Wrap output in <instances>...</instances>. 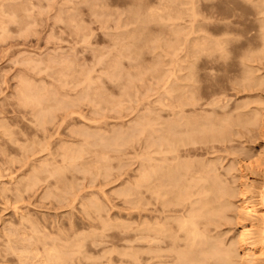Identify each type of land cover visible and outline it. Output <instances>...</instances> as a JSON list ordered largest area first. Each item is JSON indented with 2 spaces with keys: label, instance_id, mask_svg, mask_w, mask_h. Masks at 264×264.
Instances as JSON below:
<instances>
[{
  "label": "rangeland",
  "instance_id": "374dc122",
  "mask_svg": "<svg viewBox=\"0 0 264 264\" xmlns=\"http://www.w3.org/2000/svg\"><path fill=\"white\" fill-rule=\"evenodd\" d=\"M186 1L187 0H0V186H2L0 187V264H106L107 262V264H143L145 260L143 258L146 256V252H144L146 250L144 249L146 248L143 246L144 241L135 236L140 220H142V218H139L137 215L144 203L141 202L144 201L142 199L144 187H142L143 176L140 175H142L141 171H143L144 164H146V161L143 160L145 159V149L143 147L145 141L143 128L145 126L142 125L143 123H139V119H141V116L145 121L150 119L152 137H155L159 133H157L158 130L155 129H159V123L161 126V118L165 117L164 115L168 114V112L174 108L172 104H174L176 95L179 94L177 87H179V83H183V81L180 80L181 77L184 81H187L185 79L188 77L187 74L190 67V56H188L190 16L186 6L190 4ZM260 1L261 0H215V8H213L219 11L222 9L221 12H225L226 15L232 12L230 17H227L229 20L225 18L224 21H231V18L236 21L233 25L239 30L253 32L257 30L256 28L260 29V27H257L260 26L257 21L264 23L262 22L264 21V14H262L264 13V4ZM102 3L104 4L102 5ZM187 3L188 5H186ZM221 3H224V5ZM250 3L252 4L250 5ZM255 3H261L259 8L255 6ZM178 11L179 14L181 12L180 15ZM151 13H153V15ZM235 13L236 15H234ZM149 14H151L150 17ZM176 14L177 17H174ZM217 15L219 14H215V16ZM163 16L165 17L164 19H162ZM216 18H218V16ZM258 18L260 19L258 20ZM146 19H148V23ZM217 21L218 20H215L216 23ZM173 26L176 27V29ZM131 32L134 35L131 34ZM178 32H182L181 35L177 34ZM183 48L187 53L184 52ZM135 54L137 55L135 56ZM114 58L115 60H113ZM259 62L264 64V60L262 59H260ZM184 67H186V72L183 69ZM258 72L257 74H264V68L258 70ZM178 74L180 79L177 78ZM86 75L90 76V78H88V76L85 78ZM112 75L116 76V78H113ZM181 75H183L184 78ZM220 81L218 79L217 83L223 86L222 84H224V81L221 82L222 84H220ZM88 84L90 87H87ZM21 88L23 89L21 90ZM121 90L124 91L122 92ZM40 93L42 95H40ZM90 93L91 95H89ZM228 93L231 94L228 98H232L230 102H234L233 100H235V102L239 100L240 102H244L243 99L247 100V97H238L237 99L231 91ZM87 95H89V98H87ZM252 95H254L252 97L256 100H262L260 93L253 92ZM90 99H92V101ZM31 100H33V102ZM171 100L173 103H171ZM169 101L170 103H168ZM94 104H96V108ZM39 106L45 111L46 118L43 116L45 120L42 119L45 122L41 121V118H39L40 116L37 114L39 113L41 115L40 111L42 112ZM51 106L54 108H51ZM99 106L102 109H100ZM146 106H148V108ZM250 106L252 105L250 104ZM69 110H72L71 112L75 111L77 114H75V112L70 113ZM68 112L70 114H68ZM141 112H144V115H142ZM64 113L67 118L64 116ZM145 113L148 115V118H146L147 115H145ZM34 116H37V118ZM143 116L146 117L144 118ZM64 117L66 120L62 119ZM166 117L169 116L166 115ZM142 119L141 121L143 122ZM157 119L161 121L159 122ZM35 121H40V124H37ZM98 121L100 122L98 123ZM134 121L137 122L138 126H136V124L135 126L133 125ZM1 124H4V127ZM132 126L134 129L132 128L130 130ZM83 129H85L86 133ZM127 134L130 135L128 136ZM121 136L123 138H121ZM249 137L250 136H246V138L242 137L243 140L238 137L239 139L234 141L235 144L237 143L234 147L235 151L232 154L233 158L235 157V159H233L234 161L232 160L231 154L223 158L224 160L222 163L225 164H223L224 167L233 166L232 168H234L232 170L233 174H235L233 179L234 182H237V179L239 180L238 182H246L243 184V187L247 191L246 197L244 196L245 200L247 199V202H245L247 210L244 209L243 212L239 209L237 205H239L238 202L240 200L236 194L234 196L235 199H232V201L234 202L236 200L235 202L237 204L234 202L235 205L232 202L231 209L233 211L230 210V214L228 213L226 216L225 220L227 223L226 226L223 227L226 230V238L229 237L227 243L230 242L229 244L233 247L236 254V260L238 259V261L241 262L244 258L246 262H250L252 258L256 260H252L250 264H264V254H260L264 253V251H262L264 246L261 245L264 244V239L260 238V236H262V228H264V224L261 222L262 219H264V217H262L264 216V205H262L264 204L262 203L264 200L261 199V190L264 189V155H262L264 154V135H257L256 138ZM86 138L89 139L86 140ZM252 138H254V140H251ZM128 139L132 140L127 141ZM83 141L84 143L85 141L87 143L89 141V145L87 144L84 147L83 145L85 144L81 143ZM242 141L243 143H241ZM95 142L98 147L95 146ZM80 143L83 144L82 147L84 148L80 147V150H76L77 153L75 151L72 153L71 149V152L69 151V148L76 149L77 145L79 148V145H81ZM100 143L101 145L99 146L98 144ZM61 148L64 149L62 150ZM106 149L108 152L105 151ZM61 152L64 153L61 154ZM105 152L109 154H105ZM244 152H246L245 154L248 152L247 155L251 156V158L256 156L254 159H257L258 157L259 160H257L260 162L258 166L262 167V169L258 166L256 167L257 169H252L249 177L245 176L240 167L237 166L239 163L242 162L243 164L244 161H246L242 160L243 155L246 156ZM222 153L216 152L215 154L218 155ZM252 153H256V155L254 154V156H252ZM104 155H107V158ZM235 155H237V157ZM75 159L77 162L76 164H74ZM50 160L53 162L52 165ZM68 160H73V165L78 168L74 167ZM234 165L236 166L234 167ZM239 166L241 165L239 164ZM34 168H38L39 170L34 173V170H36ZM238 169L239 171H235ZM259 169L260 171L255 172V170ZM105 170H107V172ZM46 172H49V175L51 174L50 177ZM29 174H31V176ZM33 175H36V178ZM237 175H240L239 178H237ZM125 181L128 183L125 184ZM23 182L24 184L22 185L21 183ZM70 182L71 186L69 184ZM234 182L231 183L232 185L229 183V185H234V189L236 190L237 186H235L236 182ZM132 184H134L133 186H139L135 187L137 190H135ZM127 187L132 188L130 190L131 193L129 192L126 195L125 192V194H123V191L120 190L123 188L125 191L124 188ZM47 192L50 193V195ZM262 193H264V191H262ZM46 194L48 196L45 197ZM59 195L61 196L59 197ZM96 198L99 202L95 200ZM252 198H254V200H252ZM92 199L95 200L94 203ZM256 199L259 203H257ZM254 203L256 205H254ZM93 204L96 205L94 206ZM249 205L256 211L252 210ZM82 207H84V209L86 207L87 209L84 210ZM248 209L250 212L254 211V213H251L254 217L248 214L250 213ZM135 210L137 212H135ZM241 211L244 214H242ZM237 213L239 215L241 214L240 218H238L239 215H237ZM20 217L23 220H20ZM121 223H123V225ZM106 224L109 225L107 226ZM250 224L252 226L249 229ZM128 225L129 227L126 228ZM30 226L31 228L29 229L28 227ZM242 229L244 233L247 231L245 234L248 235H246V237L244 236L246 238H244V240L246 241H250L252 237L256 238L257 236L258 241L256 240L255 246L251 245L249 241H245L246 243H244L243 239L239 242L240 246L238 245L236 237L238 234L237 231ZM127 230H130L132 233H130V231L125 233ZM122 232L127 236L128 234H130L129 236L133 234V239L131 237V240H123L122 237L126 235ZM236 232L237 234H235ZM93 234L95 235L93 236ZM122 234H124V236ZM249 234L251 236H249ZM33 235L36 236V239L32 237ZM24 236L27 237L25 238ZM40 238L43 239L41 240ZM134 238L136 240H134ZM71 240L74 242L71 243ZM130 242L132 243L131 245H129ZM126 243L130 248L123 245ZM137 243L139 244L137 245ZM72 244L74 245L71 246ZM250 245L255 248L250 247ZM48 248H53V250H48ZM60 248L62 249L61 251ZM54 249L57 250V252H55ZM104 249L106 251H104ZM137 249L139 252H137ZM252 249L255 251H252ZM37 250L39 252H37ZM241 250H246L247 252ZM47 252L48 254L50 252H55L56 254L58 253V255H61L63 252L62 255L64 257L62 255L61 257L64 260L61 263L48 259L46 260ZM132 252L136 255L133 254V256ZM29 253L32 254V256L29 255ZM140 254H142L141 258ZM256 254L258 255L256 256ZM35 255H37V257ZM237 255H239V257ZM252 255H255L256 258L252 257ZM68 256H70V258ZM78 256L81 257L82 260ZM102 256L104 258H102ZM247 256H250L248 260ZM126 257L128 260L125 259ZM137 257H139V259ZM133 259H135L137 263ZM152 260L154 261V259ZM125 261H127V263ZM238 261L237 263L239 264ZM144 264H146L145 261Z\"/></svg>",
  "mask_w": 264,
  "mask_h": 264
},
{
  "label": "bare ground",
  "instance_id": "6f19581e",
  "mask_svg": "<svg viewBox=\"0 0 264 264\" xmlns=\"http://www.w3.org/2000/svg\"><path fill=\"white\" fill-rule=\"evenodd\" d=\"M188 3L186 5L187 9L189 11V22L190 27L188 25V30L190 36H189V48L188 53L190 56V67L188 72V77L185 79L187 81H184V79L179 78V74L177 78H179L183 83H179V87H177L179 90V94L176 95V98L174 100L173 109H171L168 114H166L169 117L161 118V126L160 121L158 122V128L155 129L157 131V135L155 137H152V131H151V124L149 120L145 121V119L137 120L139 123H143L144 125V134L145 135V141H144V149H145V160L146 164H144L142 175L143 181H142V187H144V192H142V199L144 201L143 207L138 211L139 218H142L140 220V224L137 228V231L135 233V236L138 237L140 240L144 241V247L146 249V256H144L143 259H145L146 264H238L236 260V254L234 252L233 247L227 243L228 238H226V230L223 226H226V216L228 213L230 214L231 206H232V199H235L234 196L237 194L239 197V209L242 211L245 209L247 210V205H245L247 202L244 198L247 191L243 187L244 182H238L239 176L236 178L237 182L236 185L237 189H234V185L231 186L234 182L235 174H233L231 166H225L223 162V158L225 156H229L234 153V147L236 144L234 141L240 139L242 137L246 138V136L254 137L256 138L257 135H264V74H257L258 70L264 68V64L262 62H259L260 59L264 60V23H260L257 21L260 26L259 28H256L257 30L251 32L248 30H239L237 27H235L233 24L236 22L235 20L231 21H224L225 18L230 17V14L228 13L226 15L223 14L219 10H214L215 8V0H187ZM186 1V2H187ZM231 1V0H230ZM242 1V0H240ZM99 2V1H98ZM185 2V3H186ZM223 2V1H222ZM229 2V1H228ZM227 2V3H228ZM262 4H264V0L260 1ZM184 3V2H183ZM246 3V2H245ZM260 3V4H261ZM104 3H102L103 5ZM106 4V3H105ZM224 5V3H221ZM252 3H250L251 5ZM260 4H256L259 8ZM94 5V4H93ZM96 5V4H95ZM101 5V4H100ZM101 5V6H102ZM220 5V4H219ZM227 5V4H226ZM246 5V4H245ZM92 6V5H91ZM100 6V7H101ZM217 6V5H216ZM254 6V5H252ZM93 7V6H92ZM91 7V8H92ZM214 7V8H213ZM220 7V6H219ZM218 7V8H219ZM229 7V6H228ZM256 7V10H257ZM262 7V6H261ZM250 8V6H249ZM93 9V8H92ZM97 9V8H96ZM101 9V8H100ZM108 9V8H107ZM132 9V8H131ZM227 9V8H226ZM7 10V9H6ZM135 10V9H134ZM184 10V9H182ZM181 10V11H182ZM254 10V9H252ZM100 11V10H99ZM132 11V10H131ZM180 11V9H179ZM178 11V14H179ZM92 12V11H91ZM257 12V11H256ZM131 13V12H130ZM185 13V12H184ZM183 13V14H184ZM259 13V11H258ZM257 13V14H258ZM262 13V12H261ZM260 13V14H261ZM132 14V13H131ZM130 14V15H131ZM153 15V13H151ZM149 14V17L151 16ZM181 14V12H180ZM179 14V15H180ZM186 14V13H185ZM218 18H216L217 16ZM254 14V13H252ZM264 14V13H262ZM14 15V14H13ZM236 15V13L234 14ZM233 15V16H234ZM239 15V14H238ZM139 16V15H138ZM177 17V14L174 15V17ZM202 16V17H201ZM232 16V15H231ZM261 16V15H260ZM140 17V16H139ZM142 17V16H141ZM173 17V16H172ZM201 17V18H200ZM238 17V16H237ZM257 17V15H256ZM12 18V17H10ZM22 18V17H21ZM165 17L163 16L162 19ZM168 18V17H167ZM126 19V17H125ZM129 19V18H128ZM133 19V18H132ZM137 19V18H136ZM139 19V18H138ZM149 19V18H148ZM148 19L147 23H148ZM169 19V18H168ZM228 19V18H227ZM236 19V18H235ZM260 18H258L259 20ZM13 20V19H12ZM145 20V21H146ZM152 20V19H151ZM166 20V19H165ZM215 20H220L217 23ZM229 20V19H228ZM240 20V19H237ZM262 20V19H261ZM260 20V21H261ZM72 21V20H71ZM131 21V20H130ZM133 21V20H132ZM139 21V20H138ZM105 22V21H104ZM124 22V21H123ZM128 22V21H127ZM264 22V21H262ZM132 23V22H131ZM130 24V23H129ZM139 24V23H138ZM174 24V23H173ZM127 26V25H126ZM120 27V26H119ZM118 27V29H119ZM174 27V26H173ZM78 28V27H77ZM140 28V27H139ZM176 29V27H174ZM173 29V28H172ZM179 29V28H178ZM250 30V29H249ZM78 31V30H77ZM76 31V32H77ZM181 31V30H180ZM134 32V31H132ZM131 32V34H133ZM173 32V31H172ZM173 33H176L175 31ZM182 33V32H181ZM180 32L177 34L181 35ZM129 34V33H128ZM172 34V33H171ZM134 35V34H133ZM178 35V36H179ZM125 36V35H124ZM130 36V35H129ZM136 36V35H135ZM112 37V36H111ZM114 37V36H113ZM123 37V36H122ZM115 40V39H113ZM117 40V39H116ZM135 40V39H134ZM186 40V37H185ZM148 42V41H147ZM181 42V41H180ZM185 43V42H184ZM187 43V42H186ZM135 44V43H134ZM149 44V43H148ZM153 44V43H152ZM151 44V45H152ZM147 46V45H146ZM150 46V44H149ZM127 49V48H126ZM184 49V48H183ZM135 50V49H134ZM137 50V49H136ZM128 51V49H127ZM183 51V50H182ZM134 52V51H133ZM137 52V51H136ZM140 52V51H139ZM185 52V49H184ZM120 53V52H119ZM130 53V52H128ZM187 53V52H185ZM137 54H135L136 56ZM185 55V54H184ZM115 56V55H114ZM118 56V55H117ZM127 56V55H126ZM134 56V57H135ZM101 57V56H100ZM119 57V56H118ZM185 57V56H184ZM117 58V57H116ZM129 58V57H128ZM183 58V57H182ZM56 59V58H55ZM61 59V58H60ZM98 59V58H97ZM133 59V58H132ZM180 59V58H179ZM47 60V59H46ZM115 60V58L113 59ZM182 60V59H181ZM188 60V59H187ZM117 62V61H116ZM31 64V63H30ZM65 64V63H64ZM59 65V64H58ZM60 66V65H59ZM71 66V65H70ZM117 66V65H116ZM182 67V66H181ZM60 68V67H59ZM119 68V67H118ZM186 67L183 69L186 72ZM67 69V68H66ZM183 70V71H184ZM188 70V69H187ZM59 71V70H58ZM72 71V70H71ZM40 72V71H38ZM113 72V70H112ZM111 72V73H112ZM184 72V73H185ZM53 73V72H52ZM119 73V72H117ZM125 73V72H124ZM260 73V72H258ZM58 74V73H57ZM88 74V73H87ZM55 75V74H54ZM62 75V74H61ZM67 75V74H65ZM64 75V76H65ZM184 75V74H183ZM181 75V76H183ZM185 75V76H187ZM88 75L85 76L87 78ZM109 76V74H108ZM113 78H116V76L112 75ZM67 78V76H66ZM69 78V76H68ZM90 78V76H88ZM184 78V76H183ZM30 79V78H29ZM28 79V80H29ZM63 79V78H62ZM111 79V78H110ZM221 82L224 81L223 86L219 85L217 81ZM21 80V79H20ZM86 81V80H85ZM88 81V80H87ZM178 81V80H177ZM22 82V81H21ZM26 82V81H25ZM24 82V83H25ZM84 82V80H83ZM91 82V81H90ZM180 82V81H178ZM87 83V82H86ZM177 83V82H176ZM22 84V83H21ZM72 84V83H71ZM24 85V84H23ZM27 85V84H26ZM129 85V84H128ZM177 85V84H176ZM21 86V85H20ZM25 86V85H24ZM28 86V85H27ZM32 86V85H31ZM86 86V85H85ZM92 86V85H91ZM175 86V85H174ZM18 87V86H17ZM87 87H90L88 84ZM86 87V88H87ZM28 88V87H27ZM26 88V89H27ZM96 88V87H94ZM124 88V87H123ZM23 88H21L22 90ZM34 89V88H33ZM83 89V88H82ZM89 89V88H87ZM86 89V91H87ZM92 89V88H91ZM25 90V88H24ZM173 90V89H172ZM20 91V90H19ZM31 91V90H30ZM29 91V92H30ZM48 91V90H47ZM59 91V90H58ZM84 91V90H83ZM85 91V92H86ZM94 91V90H93ZM122 91V90H121ZM124 91V90H123ZM122 91V92H123ZM231 91L233 95L238 99V97H247V100L244 102H240L233 100L234 102H230L232 98H228L231 94L228 92ZM21 92V91H20ZM33 92V91H32ZM41 92V91H40ZM44 92V91H43ZM260 93L262 100H256L253 98L252 93ZM39 93V92H38ZM95 93V92H94ZM93 93V94H94ZM51 94V93H50ZM87 94V93H86ZM96 94V93H95ZM98 94V93H97ZM177 94V93H176ZM26 95V93H25ZM23 95V96H25ZM38 95V94H37ZM40 95H42L40 93ZM85 95V93H84ZM91 95V93L89 94ZM89 95L86 97L89 98ZM102 95V94H101ZM105 95V94H103ZM126 95V93H125ZM257 95V94H256ZM259 95V96H260ZM16 96V95H15ZM93 96V95H92ZM95 96V95H94ZM128 96V95H127ZM31 97V96H30ZM38 97V96H37ZM63 97V96H62ZM68 97V96H67ZM66 97V98H67ZM80 97V96H79ZM82 97V96H81ZM99 97V96H98ZM232 97V96H231ZM250 97V98H248ZM20 98V97H19ZM23 98V97H22ZM28 98V97H27ZM34 98V97H33ZM91 98V96H90ZM95 98V97H94ZM101 98V97H100ZM103 98V97H102ZM162 98V97H161ZM173 98V97H172ZM25 99V97H24ZM23 99V100H24ZM53 99V98H52ZM75 99V98H74ZM78 99V98H76ZM98 99V98H97ZM164 99V98H163ZM241 99V98H240ZM19 100V99H18ZM22 100V99H21ZM57 100V99H56ZM62 102L63 99L61 98ZM68 100V98H67ZM84 100V99H83ZM92 101V99H90ZM103 100V99H102ZM101 100V101H102ZM159 100V99H158ZM161 100V99H160ZM33 102V100H31ZM65 101V99H64ZM71 101V100H69ZM167 101V100H166ZM24 102V101H23ZM36 102V101H35ZM34 102V103H35ZM74 102V100H73ZM96 102V101H95ZM161 102V101H160ZM45 103V102H44ZM52 103V102H51ZM59 103V102H58ZM68 103V102H67ZM72 103V102H71ZM70 103V104H71ZM170 103V101L168 102ZM171 103L172 100H171ZM65 104V103H64ZM63 104V105H64ZM69 104V106H70ZM97 104V103H96ZM94 104V106L96 105ZM150 104V103H148ZM161 104V103H159ZM250 104L252 106H250ZM27 105V104H26ZM38 105V104H37ZM62 105V104H60ZM59 105V106H60ZM66 105V104H65ZM64 105V106H65ZM74 105V104H73ZM151 105V104H150ZM25 106V104H24ZM58 106V107H59ZM149 106V105H148ZM148 106H146L148 108ZM154 106V105H153ZM162 106V105H161ZM165 106V105H163ZM35 107V106H34ZM37 107V106H36ZM40 111L41 115L39 113L38 116L41 118V121L45 120V111ZM68 107V106H67ZM98 107V106H97ZM100 107V106H99ZM38 108V107H37ZM51 108H54L51 106ZM66 108V107H65ZM96 108V106H95ZM151 108V107H150ZM159 108V107H158ZM163 108V107H161ZM160 108V109H161ZM169 108V107H167ZM34 109V108H33ZM39 109V108H38ZM98 110L102 109L100 107L97 108ZM153 109V108H152ZM166 109V108H165ZM151 110V109H149ZM38 111V112H39ZM70 111V110H69ZM72 111V110H71ZM70 113H74L71 112ZM136 111V110H135ZM162 111V110H161ZM165 111V110H164ZM167 111V109H166ZM150 112V111H149ZM156 112V111H155ZM160 112V111H159ZM67 113V112H66ZM68 112V114H70ZM81 113V112H80ZM99 113V112H98ZM142 113V112H141ZM154 113V112H153ZM157 113V112H156ZM36 114V113H34ZM75 114H77L75 112ZM149 114V113H148ZM159 114V113H158ZM162 114V113H161ZM140 115V114H138ZM144 115V112L142 113ZM145 115H147L145 113ZM154 115V114H153ZM43 116L45 118H43ZM65 116V113H64ZM79 116V114H78ZM84 116V115H83ZM81 116V117H83ZM152 116V113H151ZM157 116V115H156ZM35 117V116H34ZM63 117V116H62ZM66 117V116H65ZM62 118V119H65ZM70 117V116H69ZM137 117V116H136ZM144 118L146 116H143ZM150 117V116H149ZM37 118V116L35 117ZM67 118V117H66ZM148 118V115L147 117ZM158 118V116H157ZM44 119V120H42ZM86 119V118H85ZM153 119V118H152ZM160 119V118H159ZM66 120V119H65ZM88 120V119H87ZM90 120V119H89ZM97 121V120H96ZM37 122V121H35ZM45 122V121H44ZM63 122V120H62ZM93 122V121H92ZM95 122V121H94ZM100 121H98L99 123ZM40 124V121L37 122V124ZM129 123V122H127ZM130 124V123H129ZM138 126L137 122L134 121V126ZM4 127V124H1ZM43 125V124H41ZM39 125V126H41ZM141 125V126H142ZM89 126V125H88ZM87 126V127H88ZM120 126V125H119ZM122 126V125H121ZM125 126V125H124ZM140 126V125H139ZM2 127V128H3ZM60 127V126H59ZM57 127V128H59ZM155 127V126H154ZM95 128V127H94ZM115 128V126H114ZM133 128L130 127V130ZM125 129V128H124ZM127 129V128H126ZM134 129V128H133ZM6 130V129H5ZM85 131V129H83ZM91 130V129H90ZM81 131V130H80ZM123 131V128H122ZM139 131V130H138ZM4 132V131H3ZM108 132V131H107ZM119 132V131H117ZM130 132V131H129ZM128 132V133H129ZM59 133V131H58ZM86 133V131H85ZM156 133V132H155ZM154 133V134H155ZM76 134V133H74ZM122 134V133H119ZM118 134V135H119ZM8 135V134H7ZM10 135V134H9ZM57 135V134H56ZM124 135V134H123ZM128 136L130 134H127ZM132 135V132H131ZM100 136V134H99ZM116 136V135H115ZM105 137V136H104ZM114 137V136H113ZM127 137V136H126ZM135 137V136H134ZM249 137V138H250ZM84 138V137H83ZM116 138V137H114ZM113 138V139H114ZM121 138H123L121 136ZM128 138V137H127ZM155 140H154V139ZM247 138V139H249ZM252 138L251 140H254ZM78 139V138H77ZM89 139V138H88ZM86 138V140H88ZM92 139V138H91ZM106 139V138H105ZM85 140V139H84ZM97 140V139H96ZM112 140V138H111ZM115 140V139H114ZM132 140L128 139L127 141ZM154 140V141H153ZM243 140V138H242ZM259 140V139H258ZM90 141V140H89ZM88 141V143H89ZM98 141V140H97ZM104 141V140H103ZM102 141V142H103ZM108 141V139H107ZM105 141V142H107ZM124 141V140H123ZM257 141V140H256ZM65 142V141H64ZM63 142V143H64ZM114 142V141H113ZM117 142V141H116ZM142 142V141H141ZM81 143H84L81 142ZM80 143V144H81ZM85 141V145L81 144L76 147V149H72L77 153L76 150H80V147L82 145L85 147L88 144ZM109 143V142H108ZM243 143V141L241 142ZM245 143V142H244ZM67 144V143H66ZM65 144V145H66ZM74 144V143H73ZM91 144V142H90ZM96 144V142H95ZM112 144V143H111ZM123 144V142H122ZM125 144V143H124ZM235 144V145H233ZM246 144V143H245ZM89 145V144H88ZM99 146L101 145L98 144ZM104 145V144H103ZM102 145V146H103ZM141 145V144H140ZM239 145V143H238ZM247 145V144H246ZM97 146V144L95 145ZM117 146V145H116ZM115 146V147H116ZM61 147V146H60ZM71 147V146H70ZM82 147V148H84ZM98 147V146H97ZM141 147V146H140ZM245 147V146H244ZM65 148V147H64ZM64 148H61L62 150ZM67 148V147H66ZM88 148V147H87ZM97 149L96 147H94ZM103 148V147H102ZM106 148V147H105ZM120 148V147H119ZM233 148V151H232ZM28 149V146H27ZM94 149V150H95ZM108 149V148H107ZM107 149L105 151H107ZM117 149V148H116ZM143 149V151H144ZM238 149V148H237ZM240 149V148H239ZM103 150V149H101ZM109 150V149H108ZM118 150V149H117ZM122 150V149H121ZM231 150V151H230ZM55 151V150H54ZM61 151V150H59ZM82 151V150H81ZM97 151V150H96ZM119 151V150H118ZM142 151V150H141ZM142 151V152H143ZM225 151V152H223ZM240 151V150H239ZM258 151V150H257ZM71 152V151H70ZM83 152V151H82ZM108 152V151H107ZM117 152V151H116ZM216 152H223L222 154L216 155ZM242 152V151H241ZM64 152H61V154ZM71 153V154H72ZM75 153V154H76ZM86 153V152H85ZM98 153V152H97ZM96 153V154H97ZM102 153V152H100ZM240 153V152H238ZM246 152H244L245 154ZM262 153V152H261ZM66 154V153H65ZM84 154V153H83ZM95 154V155H96ZM105 154H109L106 153ZM143 154V155H144ZM236 154V153H235ZM248 154V152H247ZM243 155L242 160L244 163H239L236 165L240 167L242 170V173L249 177L250 172L252 169H255L260 162H258L257 159L251 158V156ZM250 154V153H249ZM256 153H252L251 155L254 156ZM260 154V153H258ZM257 154V156H258ZM79 155V153H78ZM99 155V154H98ZM264 155V154H262ZM105 157L107 155H104ZM237 157V155H235ZM102 157V156H101ZM144 157V156H143ZM242 157V156H241ZM261 157V156H260ZM72 158V157H71ZM81 158V157H79ZM95 158V157H94ZM100 158V157H99ZM107 158V157H106ZM245 158V159H244ZM102 159V158H101ZM235 159L232 156V160ZM250 159V160H249ZM45 160V159H44ZM74 160V159H73ZM73 160L69 161L73 165ZM80 160V159H78ZM241 160V161H242ZM43 161V160H42ZM41 161V162H42ZM52 162V160H50ZM87 161V160H85ZM84 161V162H85ZM100 161V160H99ZM103 161V160H101ZM231 161V160H230ZM234 161V160H233ZM46 162V161H45ZM50 162V163H51ZM62 162V161H61ZM81 162V161H79ZM83 162V161H82ZM90 162V161H88ZM227 162V161H225ZM44 163V161H43ZM48 163V162H47ZM76 159L75 163L76 164ZM97 163V162H96ZM145 163V162H143ZM230 163V162H229ZM53 162L51 163V165ZM67 164V163H66ZM85 164V163H84ZM92 164V163H91ZM89 164V165H91ZM103 164V163H102ZM224 164V165H223ZM39 165V164H38ZM48 165V164H47ZM63 165V164H62ZM82 165V164H81ZM80 165V166H81ZM234 165V167L236 166ZM49 166V165H48ZM55 166V165H54ZM53 166V167H54ZM74 166V165H73ZM104 166V165H103ZM101 166V167H103ZM107 166V164H106ZM47 167V166H45ZM63 167V166H62ZM68 167V166H67ZM76 167V166H74ZM82 167V166H81ZM85 167V166H84ZM90 167V166H88ZM105 167V166H104ZM103 167V168H104ZM260 167V166H258ZM33 168V167H32ZM78 168V167H76ZM86 168V167H85ZM91 168V167H90ZM97 168V167H96ZM100 168V167H99ZM262 169V167H260ZM36 169V168H34ZM47 169V168H46ZM49 169V168H48ZM58 169V168H57ZM83 169V168H82ZM109 169V168H108ZM222 169V170H221ZM237 169V168H236ZM257 169V168H256ZM39 170L38 168L35 171ZM41 170V169H40ZM51 170V169H50ZM60 170V169H59ZM78 170V169H77ZM89 170V169H88ZM95 170V169H94ZM53 171V170H52ZM57 171V170H55ZM61 171V170H60ZM76 171V170H74ZM103 171V170H102ZM107 172V170H105ZM235 171H239L235 170ZM260 171L259 170H255ZM77 172V171H76ZM82 172V171H81ZM95 172V171H92ZM138 172V171H136ZM47 173V172H46ZM59 173V172H57ZM258 173V172H257ZM37 174V173H36ZM39 174V173H38ZM49 175V172L47 173ZM93 174V173H92ZM95 174V173H94ZM141 174V173H140ZM31 176V174H29ZM43 175V174H42ZM51 175V174H50ZM49 175V177H50ZM89 175V174H88ZM243 175V176H244ZM256 175V173H255ZM34 176V175H33ZM36 176V175H35ZM34 176V177H35ZM86 176V175H85ZM93 176V175H91ZM95 176V175H94ZM97 176V174H96ZM242 176V175H241ZM244 176V177H245ZM252 176V175H251ZM27 177V176H26ZM137 177V176H136ZM135 177V178H136ZM28 178V177H27ZM36 178V177H35ZM88 178V177H87ZM95 178V177H94ZM133 178V177H132ZM243 178V177H242ZM89 179V178H88ZM140 179V178H139ZM235 179V180H236ZM31 180V179H30ZM36 180V179H35ZM41 180V179H40ZM121 180V179H120ZM241 180V179H240ZM243 180V179H242ZM24 181V180H23ZM37 181V180H36ZM60 181V180H59ZM67 181V180H66ZM135 181V180H134ZM76 182V181H75ZM234 182V183H235ZM27 183V182H26ZM29 183V182H28ZM57 183V182H56ZM67 183V182H66ZM73 183V181H72ZM122 183V182H121ZM128 183L125 181V184ZM133 183V182H132ZM135 183V182H134ZM229 183L231 185H229ZM252 183V182H251ZM19 184V183H18ZM17 184V185H18ZM22 185L24 184L21 183ZM20 184V185H21ZM71 186V182L69 183ZM76 184V183H75ZM131 184V183H130ZM137 184V183H136ZM139 184V183H138ZM249 184V183H248ZM67 185V184H65ZM77 185V184H76ZM129 185V184H128ZM127 185V186H128ZM134 184H132L133 186ZM251 185V184H249ZM254 185V184H252ZM6 186V185H5ZM16 186V185H15ZM33 186V185H32ZM126 186V185H125ZM248 186V185H247ZM2 187V186H0ZM66 187V186H65ZM139 187V186H133ZM255 187V186H254ZM260 187V186H259ZM7 188V187H5ZM23 188V187H22ZM30 188V187H29ZM132 188V187H131ZM131 188L127 187L124 188L125 191H123V194L126 193V195L130 192ZM17 189V188H16ZM66 189V188H64ZM99 189V188H98ZM139 189V188H138ZM75 190V189H74ZM102 190V187H101ZM119 190V189H118ZM135 190H137L135 188ZM248 190V189H247ZM18 191V190H17ZM51 191V190H50ZM264 189L261 190L262 194V200H264V193H262ZM57 192V191H55ZM66 192V191H65ZM73 192V191H71ZM99 192V190H98ZM125 192V193H124ZM133 192V191H132ZM260 192V191H259ZM48 193V192H47ZM58 193V192H57ZM121 193V192H120ZM131 193V192H130ZM134 193V192H133ZM140 193V191H139ZM256 193V192H255ZM50 195V193H48ZM54 194V192H53ZM102 194V193H101ZM119 194V193H118ZM55 195V194H54ZM74 195V194H72ZM104 195V194H103ZM101 195V196H103ZM122 195V194H121ZM140 195V194H139ZM252 195V194H251ZM48 196L47 194L45 197ZM52 196V195H51ZM61 195H59L60 197ZM141 196V195H140ZM250 196V195H249ZM54 197V196H53ZM90 197V196H89ZM120 197V196H119ZM128 197V196H126ZM136 197V196H135ZM246 197V196H245ZM252 197V196H251ZM102 198V197H101ZM256 198V197H255ZM258 198V197H257ZM84 199V198H83ZM126 199V198H125ZM128 199V198H127ZM134 199V198H133ZM137 199V198H136ZM139 199V198H138ZM237 199V198H236ZM75 200V199H74ZM93 200V199H92ZM97 200V198L95 199ZM93 200L92 202L94 203ZM103 200V199H102ZM105 200V198H104ZM108 200V199H107ZM249 200V199H248ZM254 200V198H252ZM251 200V202H252ZM259 200V199H258ZM98 201V200H97ZM124 201V199H123ZM136 201V200H135ZM236 201V200H235ZM234 201V202H235ZM257 201V199H256ZM261 201V200H260ZM91 202V203H92ZM99 202V201H98ZM106 202V201H104ZM126 202V200H125ZM132 202V201H131ZM140 202V203H141ZM233 202V203H234ZM250 202V201H249ZM255 202V201H254ZM90 203V202H89ZM236 203V202H235ZM234 203V204H235ZM257 203H259L257 201ZM264 203V201H262ZM88 204V202H87ZM137 204V203H135ZM237 204V203H236ZM235 204V205H236ZM251 204V203H250ZM94 205V204H93ZM96 205V204H95ZM94 205V206H95ZM109 205V204H108ZM133 205V204H132ZM138 205V204H137ZM254 205H256L254 203ZM264 205V204H262ZM84 206V205H83ZM88 206V205H87ZM100 206V205H98ZM128 206V205H127ZM130 206V205H129ZM141 206V205H140ZM250 206V205H249ZM93 207V206H92ZM106 207V206H105ZM132 207V206H131ZM139 207V206H136ZM84 209V207H82ZM98 208V207H97ZM107 208V207H106ZM251 208V206H250ZM85 209H87L85 207ZM84 209V210H85ZM254 210V208H251ZM250 209V210H251ZM256 209V208H255ZM94 210V209H93ZM126 210V209H125ZM251 210V211H252ZM95 211V210H94ZM100 211V210H98ZM107 211V210H106ZM233 211V210H232ZM235 211V209H234ZM241 211V212H242ZM249 211V209H248ZM256 211V210H254ZM254 211L248 213L252 216L251 213H254ZM135 212H137L135 210ZM134 212V213H135ZM237 212V211H236ZM235 212V213H236ZM239 212V213H241ZM244 212V211H243ZM242 212V214H244ZM85 213V212H84ZM102 213V212H101ZM234 213V214H235ZM245 213V214H246ZM256 213V212H255ZM92 214V213H91ZM96 214V213H95ZM98 214V212H97ZM106 214V213H105ZM129 214V213H128ZM131 214V213H130ZM93 215V214H92ZM109 215V214H108ZM237 215H239L237 213ZM241 215V214H240ZM240 215L238 218H240ZM248 215V216H250ZM129 216V215H128ZM133 216V215H132ZM232 216V215H231ZM234 216V215H233ZM245 217L244 215H242ZM241 216V217H242ZM259 216V215H258ZM107 217V216H106ZM254 217V216H252ZM260 217V216H259ZM264 217V216H262ZM261 217V219H262ZM99 218V217H98ZM103 218V217H102ZM228 218V217H227ZM248 218V217H245ZM22 218L20 217V220ZM26 219V218H25ZM104 219V218H103ZM102 219V220H103ZM109 219V218H108ZM229 219V218H228ZM244 219V218H243ZM255 219V218H254ZM23 220V219H22ZM27 220V219H26ZM99 220V219H98ZM117 220V219H115ZM230 220V219H229ZM257 220V219H256ZM28 221V220H27ZM104 221V220H103ZM114 221V220H113ZM118 221V220H117ZM228 221V220H227ZM100 223V220L98 221ZM134 222V221H133ZM235 222V221H234ZM238 222V220H237ZM262 224H264V219H262ZM91 223V222H90ZM112 223V222H111ZM120 223V222H119ZM251 223V222H250ZM114 224V223H113ZM123 225V223H121ZM233 224V223H232ZM237 224V223H236ZM261 224V223H260ZM89 225V224H88ZM107 225V224H106ZM109 225V224H108ZM107 225V226H108ZM117 225V224H116ZM115 225V226H116ZM121 225V226H122ZM238 225V224H237ZM32 226V225H31ZM28 227L29 229L31 228ZM37 226V225H34ZM91 226V225H89ZM94 226V225H92ZM113 226V225H112ZM118 226V225H117ZM125 226V225H124ZM230 226V225H229ZM251 224L249 229L251 228ZM255 226V225H254ZM11 227V226H9ZM33 227V226H32ZM80 227V226H79ZM123 227V226H122ZM129 225L126 227L128 228ZM135 227V226H133ZM231 227V226H230ZM243 227V226H242ZM91 228V227H90ZM93 228V227H92ZM98 228V226H97ZM96 228V229H97ZM103 228V226H102ZM132 228V227H131ZM226 228V227H225ZM257 228V227H256ZM16 229V228H15ZM28 229V230H29ZM107 229V228H106ZM122 229V228H121ZM255 229V228H254ZM260 229V228H259ZM7 230V229H6ZM5 230V231H6ZM11 230V229H10ZM9 230V231H10ZM116 230V228H115ZM113 230V231H115ZM134 230V229H133ZM228 230V229H227ZM245 230V229H244ZM252 230V229H251ZM8 231V232H9ZM22 231V230H21ZM102 231V230H101ZM105 231V230H104ZM108 231V230H107ZM122 231V230H121ZM130 231V230H129ZM128 230L125 231V233L129 232ZM132 231V229H131ZM130 231V233H132ZM233 231V229H232ZM237 231V230H236ZM23 232V231H22ZM38 232V231H37ZM84 232V231H83ZM87 232V231H86ZM89 232V231H88ZM96 232V230H95ZM119 232V231H118ZM134 232V231H133ZM238 232V234H237ZM235 234H237V240L238 245L239 242L244 240L246 235L242 230L237 231ZM251 232V231H250ZM258 232V231H257ZM262 236H260L261 239H264V228H262ZM14 233V232H13ZM29 233V232H27ZM39 233V232H38ZM37 233V234H38ZM41 233V232H40ZM44 233V232H43ZM93 233V232H92ZM124 233V232H122ZM124 233V234H125ZM230 233V232H229ZM48 234V233H47ZM87 234V233H86ZM107 234V233H106ZM116 234V232H115ZM124 234H122L124 236ZM251 234V233H250ZM249 234V236H251ZM255 234V232H254ZM23 235V234H22ZM30 235V234H29ZM35 235V234H34ZM32 236L35 237L36 236ZM41 235V234H40ZM39 235V236H40ZM95 234H93L94 236ZM119 235V234H118ZM121 235V237H122ZM126 235V234H125ZM124 236L122 237L124 239H129L133 236ZM45 236V235H44ZM82 236V234H81ZM80 236V237H81ZM92 236V237H93ZM107 236V235H106ZM114 236V235H113ZM120 236V235H119ZM118 236V237H119ZM245 236V237H244ZM248 236V237H249ZM25 237V236H24ZM27 237V236H26ZM25 237V238H26ZM115 237V236H114ZM117 237V238H118ZM243 237V238H242ZM44 238V237H43ZM42 238V239H43ZM64 238V237H63ZM61 238V239H63ZM82 238V237H81ZM84 238V237H83ZM120 238V237H119ZM121 238V239H122ZM16 239V238H15ZM34 239V238H33ZM41 239V238H40ZM41 239V240H42ZM46 239V237H45ZM80 239V238H79ZM101 239V238H100ZM133 239V237H132ZM234 239V238H233ZM246 239V238H245ZM250 239V238H249ZM256 238L252 237V240H247L251 245H256L257 240ZM260 239V240H261ZM20 240V239H18ZM17 240V241H18ZM32 240V239H31ZM77 240V239H76ZM81 240V239H80ZM134 240H136L134 238ZM138 240V239H137ZM257 240V241H256ZM29 241V239H28ZM68 241V240H67ZM72 241V240H71ZM98 241V240H97ZM109 241V240H108ZM113 241V240H112ZM122 241V240H121ZM234 241V240H233ZM244 240L243 242H245ZM262 241V240H261ZM16 242V241H15ZM19 242V241H18ZM32 242V241H31ZM36 242V241H35ZM66 242V241H65ZM70 242V241H68ZM72 241L71 243H73ZM84 242V241H83ZM91 242V241H90ZM129 242V241H128ZM133 242V240H132ZM141 242V241H140ZM260 242V241H259ZM82 243V242H81ZM98 243V242H97ZM101 243V242H100ZM136 243V242H135ZM142 243V242H141ZM140 243V244H141ZM240 243V244H244ZM21 244V243H20ZM29 244V243H27ZM31 244V243H30ZM49 244V243H48ZM87 244V243H85ZM84 244V245H85ZM89 244V243H88ZM105 244V243H104ZM111 244V243H110ZM132 243L130 242L129 245ZM139 243H137L138 245ZM232 244V242H231ZM261 244V242H260ZM7 245V244H6ZM11 245V244H10ZM18 245V244H17ZM38 245V244H37ZM36 245V246H37ZM61 245V244H60ZM64 245V244H63ZM72 244L71 246H73ZM82 245V244H81ZM91 245V244H90ZM129 247V245L123 244ZM252 248H255L254 246H251ZM264 246V244H261ZM15 246V245H14ZM33 246V245H32ZM43 246V244H42ZM76 246V245H75ZM115 246V245H114ZM125 246V247H126ZM142 246V245H141ZM234 246V245H233ZM240 246V245H239ZM5 247V246H4ZM18 247V246H17ZM60 247V246H59ZM94 247V246H93ZM235 247V246H234ZM238 247V246H237ZM245 247V246H244ZM261 247V246H260ZM13 248V247H12ZM37 248V247H36ZM80 248V247H79ZM83 248V247H82ZM90 248V247H89ZM104 248V247H103ZM108 248V247H107ZM130 248V247H129ZM134 248V247H133ZM142 248V247H141ZM262 248V247H261ZM11 249V248H9ZM15 249V248H14ZM93 249V248H92ZM101 249V248H100ZM260 249V248H259ZM41 250V249H40ZM48 250H53V248H48ZM55 250V249H54ZM62 249L60 248V251ZM76 250V249H75ZM78 250V249H77ZM114 250V249H113ZM116 250V249H115ZM118 250V249H117ZM124 250V249H123ZM138 250V249H137ZM236 250V249H235ZM247 250V249H246ZM246 250H241L243 252H247ZM20 251V250H19ZM30 251V250H29ZM32 251V249H31ZM59 251V250H58ZM64 251V250H63ZM94 251V250H93ZM104 251H106L104 249ZM112 251V250H110ZM135 251V250H134ZM142 251V250H140ZM249 251V250H248ZM252 251H255L252 249ZM260 251V250H259ZM264 251V249H262ZM37 252H39L37 250ZM57 252V250H55ZM49 253L46 254V260H52L57 261L61 263L64 259L61 257V255H58V253ZM66 252V249H65ZM68 252V251H67ZM83 252V251H81ZM119 252V251H118ZM131 252V251H130ZM139 252V250L137 251ZM237 252V251H236ZM242 252V253H243ZM251 252V251H250ZM249 252V254H250ZM33 253V252H32ZM60 253V252H59ZM73 253V252H72ZM80 253V252H78ZM127 253V252H126ZM124 253V254H126ZM129 253V252H128ZM255 253V252H254ZM260 253V252H259ZM258 253V254H259ZM42 254V253H41ZM77 254V252H76ZM112 254V253H111ZM135 254L132 252V255ZM145 254V253H144ZM239 254V253H238ZM245 254V253H244ZM248 254V253H246ZM256 254V256L258 255ZM261 255L264 253H260ZM29 255L32 256V254L29 253ZM39 255V254H38ZM79 255V254H78ZM84 255V254H83ZM98 255V254H97ZM103 255V254H101ZM108 255V253H107ZM115 255V254H113ZM136 255V254H135ZM139 255V254H138ZM140 254V258H141ZM24 256V252H23ZM37 257V255H35ZM33 256V257H35ZM45 256V255H44ZM63 256V255H62ZM71 256V255H70ZM70 256H68L70 258ZM82 256V254H81ZM88 256V255H86ZM105 256V254H104ZM131 256V254H130ZM129 256V257H130ZM134 256V255H133ZM239 257V255H237ZM244 256V255H242ZM240 256V257H242ZM251 256V255H250ZM249 256V257H250ZM22 257V256H20ZM64 257V256H63ZM79 257V256H78ZM121 257V255H120ZM124 257V256H123ZM246 257V255H245ZM248 257V256H247ZM247 258V260L249 259ZM252 257H255V255H252ZM19 258V257H18ZM24 258V257H23ZM40 258V256H39ZM38 258V259H39ZM66 258V257H65ZM73 258V256H72ZM81 259V257H79ZM102 258H104L102 256ZM101 258V259H102ZM109 258V257H108ZM115 258V257H114ZM135 258V257H134ZM139 259V257H137ZM256 258V257H255ZM259 258V257H258ZM85 259V258H84ZM95 259V258H94ZM99 259V258H98ZM127 259V257L125 258ZM136 259V258H135ZM133 259L134 261H136ZM154 259V261L152 260ZM241 259V258H240ZM260 259V258H259ZM258 259V260H259ZM82 260V259H81ZM91 260V259H90ZM97 260V259H96ZM95 260V262H96ZM104 260V259H102ZM114 260V259H112ZM128 260V259H127ZM254 260L251 258L250 262H246L243 258L239 264H250L251 261ZM256 260V259H255ZM254 260V261H255ZM35 261V260H34ZM40 261V260H39ZM43 261V260H42ZM66 261V259H65ZM87 261V260H86ZM92 261V260H91ZM90 261V262H91ZM121 261V260H120ZM142 261V260H141ZM143 261V264H144ZM70 262V261H69ZM78 262V261H77ZM111 262V260H110ZM127 263V261H125ZM129 262V261H128ZM133 262V261H132ZM258 262V261H257ZM260 262V261H259ZM262 262V261H261ZM37 263V262H36ZM40 263V262H39ZM84 263V262H83ZM87 263V262H86ZM89 263V262H88ZM93 263V262H92ZM99 263V262H97ZM108 263V262H107ZM106 263V264H107ZM115 263V262H114ZM137 263V261H136ZM139 263V262H138ZM38 264V263H37ZM67 264V263H66ZM72 264V263H71ZM91 264V263H90ZM129 264V263H128ZM135 264V263H134ZM140 264V263H139ZM254 264V263H252Z\"/></svg>",
  "mask_w": 264,
  "mask_h": 264
}]
</instances>
